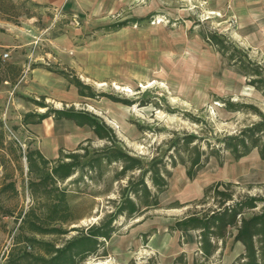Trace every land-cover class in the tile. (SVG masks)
I'll return each mask as SVG.
<instances>
[{"label": "rangeland", "instance_id": "obj_1", "mask_svg": "<svg viewBox=\"0 0 264 264\" xmlns=\"http://www.w3.org/2000/svg\"><path fill=\"white\" fill-rule=\"evenodd\" d=\"M2 6L0 137L5 139L0 145V202L12 214L0 215V264H28L29 253L46 255L39 242L60 247L77 234L73 228L99 224L114 210L113 201L119 200L130 176L117 177L122 169L117 162L103 172L86 167L58 182L54 188L67 190L72 217L78 220L55 224L66 234L30 232L24 223L34 204L28 150L56 160L61 150L74 151L83 142L86 162L109 144L90 127L71 120L50 117L24 125L26 114L45 112L38 105L42 102L94 114L113 130L117 146L146 165L160 157L171 173L159 207L132 218L118 217L112 238L80 264H176L179 259L187 264H233L245 251L234 242L236 229L206 261L198 231L183 234L170 227L195 210L196 203L199 210L214 208L212 198L198 203L205 189L217 182L231 183L228 191L235 200L264 197V161L258 149L240 160L223 152V164L210 157L189 179L186 164L178 160L172 166L169 147L177 136L195 134L209 153L223 136L261 120L252 109H229L227 103L232 102L253 105L264 114V90L253 86L208 36L217 32L264 68V0H75L67 8L11 0ZM122 22L128 24L117 27ZM4 53L9 57L3 58ZM62 71L90 86L85 92L96 97L80 96ZM11 182L15 191L2 192ZM36 212L39 220L45 219Z\"/></svg>", "mask_w": 264, "mask_h": 264}, {"label": "trees", "instance_id": "obj_2", "mask_svg": "<svg viewBox=\"0 0 264 264\" xmlns=\"http://www.w3.org/2000/svg\"><path fill=\"white\" fill-rule=\"evenodd\" d=\"M6 2H11V0H0V11L4 14L2 5ZM127 24L128 22H122L117 27L123 28ZM208 41L230 61H234L251 78L250 83L253 86L264 90V68L257 63H251L244 50L227 42L217 32L208 36ZM59 73L78 88L80 96L96 97L95 93L87 94L85 92L87 89L90 90V86L84 84L79 78H72L70 74L63 71ZM227 104L232 111L242 108L252 109L261 117V120L245 127L235 135L223 136L218 141L219 146L210 148L209 153L202 149L200 143L197 142L199 138L195 134H185L174 138L169 147V149H173V154L170 156L172 166L176 167L178 160L182 164H186L189 179H194L197 176L210 157H216L223 164V152H228L235 160H240L248 156L254 149H258L260 158L264 161V114L253 105L232 102ZM38 105L45 108V112L26 114L24 125L40 124L50 117L55 120H71L79 127H90L99 139H107L109 144L97 149L86 162H82L87 157L86 153L81 152L86 150L81 146L83 142L74 151L61 150L56 160L46 158L39 150H28L26 158L32 179L29 189L34 204L25 214L24 223H27L30 232L66 234L65 230L57 228L55 224L78 220L72 217L67 190L54 188L58 182L67 181L77 173L83 172L86 167L90 171L100 170L103 172L104 167L117 162L122 164V169L117 177L125 178L130 174L127 184L121 190L119 200L113 201L114 210L105 215L99 224L87 228H73L77 234L60 247L49 242H39L46 255L29 253L27 259L28 264H80L89 256L97 254L112 238L116 231L114 223L118 217L132 218L136 214L140 216L150 209L158 208L159 195L168 188L171 173L162 164V158H153L146 165L140 157H134L117 146L113 130L94 114L76 110L74 107L51 108L44 102ZM4 139L5 136L2 134L0 145L3 144ZM183 154L186 155V158L182 156ZM147 180L151 181L155 190L151 188ZM230 186L231 183L225 182H217L208 186L204 191L203 199L198 204L204 205L207 198H212L215 203L214 208L207 209L203 206L199 210L196 203L195 210L178 219L170 227V230L183 234L189 231H198L199 249L204 259L208 261L219 249V242L222 241L225 244L230 230L236 229L234 242L241 243L245 251L236 258L233 264H264V197L244 196L235 200L232 192L228 191ZM221 187L226 190H221ZM9 189L15 191V184L12 182L7 184L1 191L5 192ZM37 210L43 213L41 214L45 216V219L39 220L40 216L37 214ZM1 214L10 215L12 212L0 202ZM175 263L187 264L183 262V259L176 260Z\"/></svg>", "mask_w": 264, "mask_h": 264}, {"label": "crops", "instance_id": "obj_3", "mask_svg": "<svg viewBox=\"0 0 264 264\" xmlns=\"http://www.w3.org/2000/svg\"><path fill=\"white\" fill-rule=\"evenodd\" d=\"M30 1L33 3L39 4L41 6H44V7L55 6V7L67 8V7L73 6L75 0H30Z\"/></svg>", "mask_w": 264, "mask_h": 264}, {"label": "built area", "instance_id": "obj_4", "mask_svg": "<svg viewBox=\"0 0 264 264\" xmlns=\"http://www.w3.org/2000/svg\"><path fill=\"white\" fill-rule=\"evenodd\" d=\"M9 57V54L8 53H4L3 54V58H8Z\"/></svg>", "mask_w": 264, "mask_h": 264}]
</instances>
